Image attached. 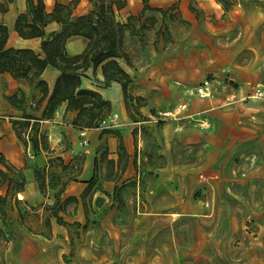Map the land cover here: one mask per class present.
I'll return each instance as SVG.
<instances>
[{
	"label": "rangeland",
	"instance_id": "rangeland-1",
	"mask_svg": "<svg viewBox=\"0 0 264 264\" xmlns=\"http://www.w3.org/2000/svg\"><path fill=\"white\" fill-rule=\"evenodd\" d=\"M136 1L130 0L133 8ZM180 2L151 9L147 17L145 10L137 13L144 17L136 19L137 27L146 22V28L127 46L132 64L140 74L162 77L188 55L196 56L203 70L212 66L205 55L224 53L233 67L257 70L249 91L234 98L236 125L229 140L212 150L203 142L181 146L169 158L154 153L167 167V179L140 191L133 187L100 199L89 193L91 219L65 243L49 244L25 228L15 237L1 224L0 264H264V102L252 95L254 85L264 84V0H213L222 16L197 26L179 19ZM54 3L47 1L48 10ZM189 7L203 12L195 0ZM206 78L214 89L219 84L213 70L207 69ZM135 102L130 100V109L137 111ZM197 122L209 126L208 120Z\"/></svg>",
	"mask_w": 264,
	"mask_h": 264
},
{
	"label": "crops",
	"instance_id": "crops-1",
	"mask_svg": "<svg viewBox=\"0 0 264 264\" xmlns=\"http://www.w3.org/2000/svg\"><path fill=\"white\" fill-rule=\"evenodd\" d=\"M175 1L155 0L151 5L165 7ZM190 2L191 0H181L179 8L175 9L179 11V19H185L188 25L197 26L204 18L210 25L213 21L208 18L217 20L224 12L212 5L213 0H195L203 12H194L189 7ZM46 5L48 9L47 1ZM89 6L88 0H80L75 11L83 13ZM8 7L7 12H0V22L9 26L7 46L30 47L42 53L41 37L24 38L14 28L18 13L26 10V0H13ZM142 10H145V17L154 13L151 9H144V3L138 0L133 8L129 0L126 9L128 14H137ZM59 28L60 24L55 21L47 26L49 32ZM145 33L143 37L150 36V30ZM140 36L141 34L127 35L126 44L129 49L132 48L133 39ZM195 42L198 45L202 43L197 40ZM85 46L86 40L82 36H73L67 41V50L72 54L82 52ZM226 57L224 53L222 56L205 55L212 66L202 70L196 56L188 55L179 68L175 67L162 77L140 74L133 65L120 60L133 78L129 94L146 98L145 103L137 106V111L129 109L127 100L130 97L125 96L121 83L111 81L107 84L101 66L96 69L90 66L86 70L87 76L82 78V86L97 90L111 103L110 111L99 126L89 127L75 123L79 110L68 108L67 101L61 102L51 117L43 118L37 123L39 132L46 133L47 140L46 146L40 143V149H35L31 141V126L23 135H19V123L15 124L14 120L23 119L24 108L40 116L48 97L38 110L34 109L42 95L36 82L30 83L27 79L14 77L8 71H0V158L12 167L11 176L18 179H21L20 175L25 177V185L20 190L9 188L8 182L0 185V194H7V201L0 205V225H5L14 236L25 228L34 230L37 232L35 234L48 240L49 244L65 243L73 237L74 229L82 231L83 225L91 219L86 216L85 203L80 195L95 174L99 175L92 189L95 190L99 185L95 197L108 196L103 190L112 193L115 189L128 191L134 187L136 191H140L142 185L151 186L156 180L167 179L163 176L167 167L164 163L156 162L154 153L164 154L169 158L172 150L181 146L188 149L203 142L202 145L207 150H212L227 142L231 137V128L236 125L234 113L238 102L234 98L249 91L251 83L257 81L258 73L248 65L233 67ZM207 69L215 71L219 78L213 95L188 96L186 86L201 83ZM60 73V69L48 65L41 75L48 83L50 94ZM14 93L22 100L13 103L9 96ZM187 99L190 107L184 118L170 119L154 115V110L157 113L160 109H169ZM163 103L173 104L161 108ZM199 119L208 120L209 126L205 127L197 122ZM120 138L124 149L119 147ZM59 157L65 164H69L67 170L59 168ZM77 161L81 162L79 169L76 167ZM0 167L7 169L1 161ZM39 170L46 173L48 184L45 189H41L36 177ZM157 173L160 175L157 176ZM54 175L58 180L55 188L49 184ZM64 181L67 183L62 198L75 195L78 200L69 201L62 209H57L64 220L61 222L55 215L53 204Z\"/></svg>",
	"mask_w": 264,
	"mask_h": 264
},
{
	"label": "trees",
	"instance_id": "trees-1",
	"mask_svg": "<svg viewBox=\"0 0 264 264\" xmlns=\"http://www.w3.org/2000/svg\"><path fill=\"white\" fill-rule=\"evenodd\" d=\"M11 1L13 0H0L1 13L8 11ZM219 1L224 2L225 0ZM79 2L80 0H70L69 2L55 0L52 10H48L45 0H26V10L18 13L14 28L24 38L41 37L42 53L30 47L7 46L9 26L3 21L0 22V71H8L14 77L27 79L30 83L36 82L42 95L34 109L38 110L48 97V102L40 116L24 108L23 119L14 120L15 124L19 123V135H23L29 125L31 126L30 130L33 132L31 141L35 149H40V143L44 146L47 145L46 133L39 132L37 123L43 118L51 117L61 102L67 101L68 108L79 110L75 123L89 127L99 126L110 111L111 103L105 100L97 90L82 86V78L87 76L86 70L90 66L95 69L101 66L107 84L111 81L121 83L125 96L130 97L127 100L129 109L130 100L136 101L135 103L142 100L140 96L129 94V85L133 78L122 66L120 60L133 65L126 37L128 34L140 33L143 28H146V22L137 27L136 19L140 20L141 16L127 13L129 0H88L90 6L87 11L77 13L75 9ZM143 2L144 9L162 10V7L152 6L149 0H143ZM54 21L60 24V28L49 32L47 26ZM73 36L85 38L86 46L82 52L72 54L67 50V41ZM48 65H53L61 70L51 94L47 81L41 78ZM24 95L25 93L22 91V96ZM9 99L13 103L22 100L17 93L9 96ZM138 105L141 104L137 103ZM119 147L124 149L122 138L119 139ZM58 159V164L60 163L65 169L66 165L63 159L61 157ZM0 161L7 168L0 167V185L8 182L9 188L22 189L25 185V177L20 175L21 179L14 178L11 176L12 167L2 157ZM45 174L44 170L37 171L36 177L41 189L47 188ZM55 177L54 175L49 180V184L54 188L58 184ZM98 179L97 173L89 180V184L80 195L85 203L87 218H89L87 195L89 193L93 195L97 191L99 185L95 190L92 189ZM66 183L67 181H64L57 191L56 201L53 204L55 215L61 222L64 220L57 209H62L69 201L78 200L75 195L62 198ZM120 190L121 188L115 189V194ZM103 191L106 194H111L107 190ZM96 199H100V196H97ZM6 201L7 194H0V205ZM87 225L88 221L83 225V228Z\"/></svg>",
	"mask_w": 264,
	"mask_h": 264
},
{
	"label": "built area",
	"instance_id": "built-area-1",
	"mask_svg": "<svg viewBox=\"0 0 264 264\" xmlns=\"http://www.w3.org/2000/svg\"><path fill=\"white\" fill-rule=\"evenodd\" d=\"M186 93L188 96H199V97H210L213 95L214 88L212 80L209 78L204 79L201 83L194 86H189L185 88ZM252 95L254 98L261 100L264 102V84L258 83L253 86ZM190 107L189 100H184L176 105L172 106L169 109H160L157 111V116L163 118H170V119H178L184 118L186 116V112Z\"/></svg>",
	"mask_w": 264,
	"mask_h": 264
},
{
	"label": "bare ground",
	"instance_id": "bare-ground-1",
	"mask_svg": "<svg viewBox=\"0 0 264 264\" xmlns=\"http://www.w3.org/2000/svg\"><path fill=\"white\" fill-rule=\"evenodd\" d=\"M48 1V0H47ZM51 1V0H50Z\"/></svg>",
	"mask_w": 264,
	"mask_h": 264
}]
</instances>
